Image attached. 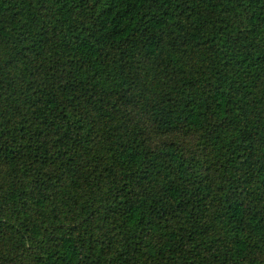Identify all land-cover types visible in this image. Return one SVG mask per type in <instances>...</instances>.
<instances>
[{"label":"trees","instance_id":"16d2710c","mask_svg":"<svg viewBox=\"0 0 264 264\" xmlns=\"http://www.w3.org/2000/svg\"><path fill=\"white\" fill-rule=\"evenodd\" d=\"M0 264H264V0H0Z\"/></svg>","mask_w":264,"mask_h":264}]
</instances>
